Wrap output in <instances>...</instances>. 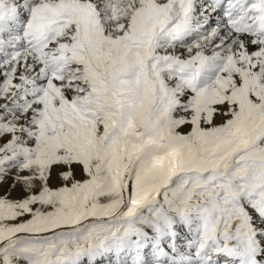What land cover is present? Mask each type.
<instances>
[{
  "label": "snow or ice",
  "instance_id": "snow-or-ice-1",
  "mask_svg": "<svg viewBox=\"0 0 264 264\" xmlns=\"http://www.w3.org/2000/svg\"><path fill=\"white\" fill-rule=\"evenodd\" d=\"M0 264H264V0H0Z\"/></svg>",
  "mask_w": 264,
  "mask_h": 264
}]
</instances>
